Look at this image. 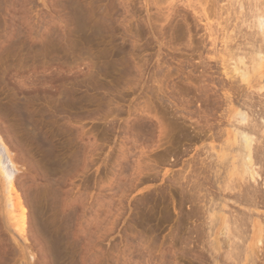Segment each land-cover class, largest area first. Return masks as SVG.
<instances>
[{"label":"rangeland","instance_id":"obj_1","mask_svg":"<svg viewBox=\"0 0 264 264\" xmlns=\"http://www.w3.org/2000/svg\"><path fill=\"white\" fill-rule=\"evenodd\" d=\"M56 2L59 0H0V74L4 70L3 76H0L5 77L3 81L8 79L5 84L0 79L1 105L5 101V93H12L10 90L13 87L8 88L9 85L13 86L17 81L27 86L32 83L31 87L35 83L47 86L52 81L51 85L67 88L92 80L94 86L99 82L101 87H106L119 71L118 66L114 76H94L93 64L102 63L94 58L97 51L93 48L82 56L66 54L67 51L56 44L40 49L42 37L46 38L43 40L51 39L45 37L49 28L54 26L58 29L59 3L56 6ZM150 3L148 0H107L106 3L105 0V4L111 5V13L115 12L112 17H116L117 36L128 39L130 47L127 45L126 49L132 52L128 53L130 62L128 58H123V62L127 59L128 63H134L133 69L136 68L128 70L130 83L123 85L115 81V87L86 92L82 88L75 94L74 101L85 95L83 97L89 102L75 101L71 108H47L46 101L52 102L46 92L20 95L21 100L30 98L38 102L35 105L38 108H28L36 113L38 121L43 123L50 116L49 124L43 130L51 134L56 149H61L57 159L64 156V145L80 151L77 161L71 166L66 169L56 167L55 178L60 184V196L71 203L72 248L64 250L61 245L55 264H212L214 261L217 264H235L237 260L240 264H264V242L258 243L254 238L250 241L247 238L246 244L243 240L238 241L243 242L239 246L245 251L234 249L237 253L241 251L238 254L243 258L235 259V254L231 252L233 248L230 249L233 245L228 247L230 241H227V235L219 234L221 230L217 231L216 242L223 238L221 242L227 241L228 245L218 242L216 250L219 252H215L220 254L215 253L213 261L214 252L207 249L211 248L209 243L212 238L207 236L209 229L207 223L204 224L206 218L210 221L206 208L212 202L214 205L218 197L215 180L221 186L224 177V165L219 171L222 177L214 179L212 175L220 164L216 163L217 152L224 147L222 140H225V134H231L233 140L234 127L240 129L245 124L235 113L245 112L247 118H254V121L250 120L253 124L264 126V36L260 28L253 25L257 14L262 12L260 15H264V0H151ZM13 32L23 36L21 39L25 46L19 53L12 51L13 47L7 41ZM261 47L263 50L259 49ZM259 50L263 54V65L256 69L253 58ZM249 64L254 68L253 72ZM244 65L250 69H245L248 76L241 80ZM134 72L135 75L131 74ZM13 109L0 108V115L4 113L0 116L3 138H7L5 135L10 128H18ZM141 123L143 125L139 126ZM253 124L249 127L257 129ZM19 131L13 136L8 132V138L9 135L11 140L14 136L22 137ZM261 133L255 135L259 137V143ZM262 135L264 141V132ZM10 141L5 142L8 144L5 146H12ZM260 144L263 149L264 142ZM233 146L236 147L235 144ZM9 149L13 158L22 149L23 153L21 151L19 155L25 156L26 150L30 152H27L28 158H21L24 162L16 160V169L13 168L16 176L14 184L25 205L27 222L25 233L17 235L8 221L7 201L4 203L8 182L2 180L0 264H25L21 246L25 248L29 264H51L48 245L40 231V226H45L47 215L38 214L35 210L41 204V209L50 204L49 199L43 201L38 198L35 185L39 181L41 185L42 175L51 170L30 143L20 145L16 148L18 151L15 147ZM261 159L264 160L263 157ZM260 166L259 176L254 182L258 198L257 202L255 199L256 205H251V211L260 228L264 229V161H260ZM211 167L216 168L212 170ZM198 198L206 202H198ZM207 199L212 202L207 204ZM217 201L221 203L220 198ZM226 202L230 205L224 202L228 205L224 208L215 204L217 210L229 211L226 214L227 211H221L225 216L229 213L230 216L231 213L238 216L239 209L245 208L242 212L248 210L229 199ZM57 204L59 201L55 202ZM211 205L208 209H216ZM57 212L60 213V208ZM245 216L247 218L249 214ZM219 228H222V223ZM249 229L248 226L245 237L248 233L250 235ZM263 234L262 230L264 241ZM225 245L230 251L224 250ZM226 252H231L233 256L226 257ZM64 254H72L73 261L62 258ZM246 255L253 263L247 257L244 259Z\"/></svg>","mask_w":264,"mask_h":264},{"label":"bare ground","instance_id":"obj_2","mask_svg":"<svg viewBox=\"0 0 264 264\" xmlns=\"http://www.w3.org/2000/svg\"><path fill=\"white\" fill-rule=\"evenodd\" d=\"M148 1H149V4L153 3V2L150 3L151 0H148ZM14 3H16V2L14 1ZM58 3L56 2V6L58 4L57 7H59V9H58L59 12H57V13H59V15L57 14L58 15V21H57L58 29L53 26L54 29L49 28V33L47 32L46 36L43 34L45 37L51 38V39H47V40L51 41V43H48L49 41H47V40H43L46 38L42 37V39L40 40V44H41L40 49H42L44 46H47L48 44L49 45L56 44L62 50L67 51L66 54H71V55L77 54L78 56H82V55L88 54L89 49L93 48V49H95V51H97V55H95L94 58L96 60H100L102 63V64L100 63L101 65H98L97 62L95 63V61L93 60L95 65L93 64V66H92V64H91V66L93 68L92 74L94 76L95 75L96 76H102V77L112 76L115 71H118L116 68L119 66V68H118L119 71L117 72V74H115L116 76L113 77V79H111L109 81V83H110L109 86L115 87L116 86L115 81H119L122 84L123 83L124 84L130 83L129 77H128V73L130 72L129 69L132 68V70H135L136 68L133 69L134 63H133V65L128 63L126 61L127 59L125 60L126 63H125V61L123 62V60H124L123 58H128V61H129V59L131 57L130 58L128 57V56H130L128 53L131 52V50L129 49V51H127V49H126L127 45H128V39H126L124 36L123 37L117 36V32L115 29V22H114V21H116V20H114L116 17H112V16H114L115 12L111 13V9H112L111 5L105 4V0H59ZM106 3H107V0H106ZM254 7H253V9H254ZM254 10H256V8ZM257 12L259 13V11H257ZM260 14H257V19L255 21V24H253V25H256L258 27V29L260 28V30L262 31L261 33L264 36V15H260ZM263 14H264V12H263ZM57 25H56V27H57ZM13 33L9 35V37H8L9 39L7 38L8 39L7 41H8V44L10 47H13V48H14V46L17 47L14 49L12 48V51H14V52L16 51L17 53H19L21 50L24 49L23 47L25 46V43H23V41L21 39L23 36L19 32H16V34L14 33L15 35ZM261 33L259 32V34H261ZM260 36H262V35H259V37ZM26 39H28V38H26ZM30 39H31V37H30ZM118 39H121V40H118ZM129 42L132 44L131 41H129ZM263 42L264 41H262V43ZM14 43H16V44H14ZM31 43H32V41H31ZM262 47H263V45H262ZM262 47L259 49L263 50ZM254 48H256V47H254ZM254 48H253V50H254ZM93 49L91 52H93ZM260 50L257 51L258 53L256 52L258 55L261 53ZM8 51L9 50H7L6 52H8ZM255 51H256V49H255ZM256 53H253V54H256ZM257 54L254 55L255 56L254 58L252 57L253 62L254 61L256 62V64H255L256 66H254V68H256V69H257V67H261L263 65L262 61H263V54L264 53L263 54L261 53L262 55L260 54L259 57L257 56ZM125 56H127V57H125ZM238 61H243V60L239 59ZM253 62H251L250 64L254 65ZM126 64H128V65H126ZM129 64H130V66H129ZM251 65H250V67H251ZM244 66H246V65H244ZM247 67H248V65L246 67H243L244 73L242 72V74H240L241 72L240 71L238 72V74L241 75V80H245L246 77L248 76L247 75L248 71L245 70ZM89 68H91V67H89ZM239 68H241V67H239ZM239 68L237 67L236 69H239ZM251 68L252 69H250L248 67V69H250L252 71L254 68L253 67H251ZM128 70H129V72H128ZM5 71H7V69ZM3 74H4V70H3ZM3 74H0V75L3 76ZM5 74H7V72H5ZM131 74L135 75V72L131 73ZM2 76H0V77H2ZM134 77H136V76H134ZM3 78H5V77H2L0 79L2 80ZM7 80H5V81L7 82ZM10 80L13 81V83L16 82L15 79H10ZM5 81L2 80V82H4V84L6 83ZM130 81H132V79H130ZM133 81L135 82L136 80H133ZM159 82L160 81H158V79H157L158 84H159ZM31 84L32 83H30V85ZM33 84H34V82H33ZM51 84H52V81H51ZM51 84L44 86V85L38 83V84H36V86L33 85L31 87L29 84H28L29 86H27V85H24V82L22 84H20L17 81V84L15 83V84H13V86L9 85L8 88L11 87V89H12V87H13V89L10 90V91H12V93L11 94L5 93V95L3 97L5 99V101L3 102V105H1L2 103L0 104V108H12V109L14 108L13 113L17 117L18 128L15 129V127L14 128L12 127V128H10L9 131H7V133L9 132V134H12V136H13V135H16L18 133L19 130H17V129H20L21 131H19V132L22 133L20 136H22V135L23 136L22 137L14 136V137H16V139H14V137H13L11 140V139H9V138H11L10 135L8 138L7 133H6V135L5 134L4 135L7 138H3L2 137L3 132H0V182H2V180H5L8 182V184L5 188L7 190V192L5 193V194H7V197L5 198V201H4V203L7 201V204H5V205H7V207H8V210H7L8 221L10 222V225L14 229H16V233H18L17 235H19V234L23 235L26 231L25 230L26 229L25 224L27 222L26 221L27 216H26V211H25V205H23L21 198H20V195L18 193V189L14 184V179L16 176H14L13 168L15 166V162H17L16 160H18V161L22 160L23 161V159H21V158L22 157L25 158V156L28 155L27 152H29V151L26 150L27 152H26L25 156H23L24 154L19 155L21 151L23 153L24 149H22L21 151H19V154L17 153L19 155V157L17 155V157L15 156L13 158V156L11 155V152H10L11 149H9V148L15 147V151L16 150L18 151L19 149H16V148L20 147V145L23 146L26 143H30L31 146L32 145L35 146L36 150L38 151L37 155L40 157V159L45 160L47 166L51 170V172H49L48 174L42 175L41 185H40V181L35 185V186H37L38 198H41L43 201H48V199H49L50 204L45 209H41V207H42V204H41L35 210H36V213H38V214L42 213L43 215H47L45 226H43V224H42L40 226L41 227L40 231H41V235H42L43 239L45 240V243H47V245H48L47 246L48 251H49L48 252L49 253L48 258L51 259V264H55L56 259L58 257V249L61 245H63L64 250H71V248H72L71 247L72 241H70L71 240L70 234L72 231L71 230V228H72L71 227L72 226V224H71V203H67L68 201L67 202L65 201V199H64L65 197L60 196L61 195L60 191H59L60 190V186H59L60 184L58 182V179L55 178L57 176L56 167L58 168L59 166H63V168L66 169L67 167L71 166L74 163V161H77V156H78V153L80 154V151L78 149L72 150L70 146L64 145L63 149H66V151H64V156H61V158L59 157V159H57V156L60 154L58 151H60L61 149H58V150L56 149L55 144L52 141L51 134L49 135L46 131L43 130V128L49 124L50 116L48 115L43 123L38 121L35 117V116H37L36 113H34L33 111H29V109H28V108H38L37 106H35V105H37L36 103H38V102H36L30 98L26 99V100H21L20 95L25 96L29 93L40 92V91L46 92V93H48L47 96L50 99V102H52L50 104L49 101H46L47 108H67V107L71 108L76 103L75 101L86 100L89 102V99L83 97L85 95H80L79 96L80 98L78 100L74 101L75 94H77L78 91L81 92L82 88H84V92H86V91H89L90 89H95V90H99V88L107 89L109 86H106V87L102 86L101 87L99 85V82L95 83L96 85L94 86L92 80L89 82H86V80H85V81L78 83L77 85H70L67 88H60V85L58 86V85H51ZM135 84H137V83H135ZM158 86L160 87L161 85H158ZM256 89L261 90V88H256ZM158 90H160V89H158ZM253 91H255V90H253ZM9 97H11V99H9ZM37 99H40V98H37ZM244 100H247V99H244ZM248 101H249V99H248ZM40 103L42 104V102H40ZM258 105H260V104L258 103ZM245 107H248V106L246 105ZM241 110H243V109H241ZM3 114H1L0 116L2 117ZM235 114L238 116L237 118L240 119V122L244 121L243 123H245L246 125L244 124V127L240 128V129L235 128L234 127L235 125L233 126L235 129V137L233 138V140H232V137L230 136L231 134L229 135V134H227V133L225 134V132H223L225 134V137H224L225 140H222V141H224L222 143V144H224V147L223 148L220 147L221 149L219 152H217V159H216V163L219 162L220 164L218 165V163H217V165H218L217 171H214V174H212V172H213L212 171L211 174L214 175L213 176V177H215L214 179H218V176L222 177L221 175H223L219 172V171H221L220 168H222L221 165H224L223 168H225V170L223 171V169H222V173L224 172V175H223L224 177L222 178L223 181H221L222 185L220 186L218 184V180H215V182H217V185H218V186H216L217 191H218L217 192L218 197L215 198L214 201H216L215 204L220 205V208H224L225 205L226 206L230 205L228 202H226L228 199L231 200V202L234 201V203H238L237 205L244 206L249 210V212H248V210L243 211L245 215L249 214V217L245 218L246 217L245 215L242 216V214H243L242 210H244L245 208H243L242 210L239 209V215H240V211L242 212L240 217H238L239 215L235 216L236 215L235 213H234L235 215L234 214L232 215V213H231V216H230V213H229V215L225 216V215H223L224 213L223 214L221 213V211H224V210L227 211V212H225V214H226L229 212L228 210H226V209H220V210L218 209L217 210L218 207L215 204L214 205L212 204L213 203L212 200H211L212 203L210 202L212 204L211 205L207 199V201H208L207 204L209 203L211 206L216 207V209L213 207L211 209H208V207L210 205H208V207H207V205L205 203V205L207 207L206 209H207V211H209L208 218L210 221H208L206 218L207 222H205L204 224L207 223L206 225H208V226H206L209 229V231L207 230L208 234H209L207 236H209V237L211 236V238H212V239H210V243L207 240V242L211 246V248L208 247L207 249L208 250L210 249V251L212 253L214 252L212 255V253L208 251L210 253V256L212 255L213 261L215 260V253H217L215 251H218V249L216 250V248H217L216 245L218 244V242L224 243V244L226 242L228 245V242L230 241V244L228 245V247L230 248V245H233L230 249L233 248V250H231V252L233 253V255L234 254L235 255L233 256L231 252H226L225 255H226V257L229 255L228 256L229 258H231L230 256H233V258L235 257V259H237V258L241 259V257H242V256H239V254L243 250L239 246V244L242 241L239 243H238V241L243 240L244 243L246 244L247 238H249V241L253 240L252 238H254L256 240V242H258V243H260L261 241L264 242L262 240V237H261L262 230L264 231V229L260 228V226H261L260 223H258L255 220V217L252 215V211H251V205H253V207H254L256 205L255 199L257 202V198H258V196L256 194L257 189L254 188V182L256 181V176H259L258 169L261 168V166H262V165L260 166V161L261 162L264 161L263 159H261L262 157L264 158V148L262 149L261 148L262 144H260V143L264 142L262 140L263 139L262 133L264 132V130H263L264 126L262 124L261 127L260 126L258 127L257 125H260V124H258V123L256 124L255 122H254L255 124H253L252 121H250L252 118H250V117L247 118L248 115L245 112L238 111ZM249 116H250V114H249ZM5 118L6 117L4 116V119ZM248 119H249V121H248ZM255 119H256V117H255ZM245 120H247V121L245 122ZM252 120L254 121V118ZM248 122L251 125L252 124L256 125L257 129L253 128V126H252L253 129L250 128L251 125L249 127ZM7 125H13L14 126V124H7ZM140 125H143V124L141 123V124H139V126ZM146 126L147 125L145 123L144 127L146 128ZM262 126H263V129H262ZM3 128H4L3 131H5L4 125H3ZM234 129H232V130L234 131ZM258 129H260V130L258 131ZM256 130L259 133H260V131L262 132L259 135H261L260 137H261V140L263 142L260 140V143H259V141H258L259 137L255 136L258 133ZM227 132H228V130H227ZM233 135H234V133H233ZM54 136H56V135L54 134ZM19 138H21V139H19ZM6 140H8V141L11 140L9 143H11L12 146L11 145H10V147L5 146V145H8V144H5ZM8 141L6 143H8ZM234 144L236 145V147L233 146ZM262 147H264V145ZM24 148L27 149V147H24ZM232 151L234 152L233 154H232ZM24 153H25V151H24ZM29 154H30V152H29ZM211 161H212V159H211ZM19 162L21 163V161H19ZM216 163H215V165H216ZM14 169H16V168H14ZM214 169L212 168V170H214ZM237 181H239V182H237ZM21 184H24V183H21ZM213 184H215L214 181H213ZM20 186H22V185H20ZM4 187H5V183H4ZM5 194L3 193V195H5ZM194 196L199 197L198 195H194ZM206 197H208V195ZM212 197H214V196H212ZM218 198L221 199V203H219V201H217ZM194 199H197V198L194 197ZM200 199L201 198H198L197 201L199 202L202 200V199L201 200ZM57 201H59V204H57V206H56L55 202H57ZM204 201L205 200H203L201 202H204ZM224 202L228 203V205L224 204ZM203 205H204V203H203ZM196 206H198V205H196ZM57 208H60V213L57 212ZM206 209H205V211H206ZM234 210H236V208ZM207 211H206V213H207ZM196 212H199V211L197 210ZM237 213H238V211H237ZM194 214H195V212H194ZM254 215H255V213H254ZM206 217H207V215H206ZM198 218H200V216ZM200 219H203V218H200ZM221 223H222V228L220 229L219 226ZM261 224H263V223H261ZM248 226L250 227L249 230L251 231V233H250V235L248 233L249 236L247 235V237H245L246 236L245 232H247ZM218 230L222 231V232H219V234L227 235L226 239H228L227 240L228 242L225 241L226 239L223 240L225 242H221L223 238L221 237L222 238L221 239V238H219V236H218V238L221 240L216 242L217 241L216 240V234H217ZM49 231L52 232L53 234H51ZM198 231H199V228H198L197 232ZM207 231H206V234H207ZM201 234H202V232H201ZM242 235H244V237ZM14 237H13V240L16 241L17 238L15 237V239H16L15 240ZM57 239L59 241L56 242ZM235 239H237V241H235ZM19 241H20V239H19ZM209 244H208V246H209ZM263 244L264 243H262V245ZM219 245H221V244H219ZM227 245H225L226 248H227ZM24 246H25V244H24ZM249 246H250V242L248 243L247 248ZM256 246H257V244H256ZM21 247H22V249H20V250L22 252L23 260L24 259L26 260L23 262H25V264H29V262L27 260L28 257H27L25 248L23 246H21ZM221 247L222 246H220V250H222V252H223V249H221ZM226 248L224 249L225 251H230L229 248H227L228 250ZM234 249H236L237 251L240 249L241 251H239L240 253L238 252L239 253L238 254L236 250L234 251ZM257 249H259V248H257ZM244 251L245 250H243L242 252H244ZM27 252L30 254L29 251H27ZM227 253H229V254H227ZM217 254H220V253H217ZM252 254H253V252H252ZM223 255H224V252H223ZM64 257L66 259H69L68 261H73L72 260L73 259L72 254H69L67 256H66V254L62 255V258H64ZM246 257H247V255L244 257V259ZM247 259H249V257H247ZM212 260H210V261H212ZM216 261H217V259H216ZM237 261H235L236 262L235 264L239 263V262L237 263ZM250 261H252V260H250ZM247 262H248V260H247ZM252 263H253V261H252ZM214 264H217V262H215Z\"/></svg>","mask_w":264,"mask_h":264}]
</instances>
